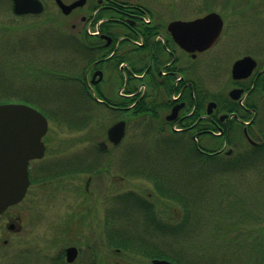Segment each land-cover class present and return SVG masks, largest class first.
<instances>
[{"label": "flooded vegetation", "instance_id": "af4514ba", "mask_svg": "<svg viewBox=\"0 0 264 264\" xmlns=\"http://www.w3.org/2000/svg\"><path fill=\"white\" fill-rule=\"evenodd\" d=\"M3 1H7V7L15 17L35 18L38 26L70 30L76 34L67 37L78 47L81 58L82 54L89 56L84 73L76 76V82L88 98L87 105H91L88 106L91 120L96 119L94 112L98 109H107L115 114L111 124L125 120L126 135L129 119L141 116V120H147L148 130H153L162 140L192 133L197 141L208 135L220 137L225 141L224 145L235 141L255 146L258 145L255 137L264 135L261 128L264 127V60L251 51L241 54L236 59L249 55L256 65L247 76L235 78L231 72L232 62L228 90L208 98L204 96L202 84L189 77V70H192L189 59L210 50L221 36L211 47L195 54L173 39L168 24L176 19L189 20V0L187 17L174 14L166 23L161 21L162 14L177 10L166 0H17L20 8L28 10L20 13L15 11L16 0ZM33 25L37 26V23ZM256 49L263 54L264 44ZM216 57L207 60L206 66L211 69L217 64L219 59ZM213 69L206 73L209 75L216 70ZM201 99L203 106L199 108ZM209 101H214L215 105L208 108ZM131 108L142 112L131 117ZM107 129L105 139L95 144L97 155H75L66 163L54 161L45 168H35L42 184L50 182L46 180L48 178H76L77 173H87L83 187H77L75 183L73 187L76 194L83 190L85 201L80 204V210L69 216L60 213L50 217L29 212L33 210L34 198L26 208L22 205L37 180L31 177V166L45 157V142L44 156L30 162V184L25 196L0 213V264H111L112 255L117 252L146 257L153 264L154 258H166L151 256L167 249L160 236H175L183 227L189 229V214L184 225L177 209L175 213L168 210V203L177 204L173 196L176 191L170 189H175L177 182L168 180L169 166L164 165L162 169L144 167V164L131 161V154H123L122 163L114 168L121 172L119 177L122 180L127 176L141 177L150 182L152 191L144 196L130 190L114 195L109 186L99 187L102 191L98 195L90 190L92 179L111 173L113 148L125 138L124 135L118 144H113L108 141ZM101 141H105L104 147L100 145ZM197 147L201 153H208L207 147ZM223 147L215 149L214 153L231 155L232 152L227 154ZM102 154H105L104 159H101ZM100 159L104 167L100 166ZM100 199L101 209L98 208ZM162 200L166 202L163 208L160 206ZM125 210L129 215L124 214ZM83 235L99 236L101 243H81ZM40 236L45 238L42 241L46 245L35 246L33 242ZM153 236L155 240L150 238ZM70 247L76 249L72 260L67 258Z\"/></svg>", "mask_w": 264, "mask_h": 264}, {"label": "rangeland", "instance_id": "374dc122", "mask_svg": "<svg viewBox=\"0 0 264 264\" xmlns=\"http://www.w3.org/2000/svg\"><path fill=\"white\" fill-rule=\"evenodd\" d=\"M166 1L174 4L177 10L174 12L169 10V12L163 13L161 16L162 23H166L174 14L180 18L187 17V0ZM207 11H216L224 17V29L214 47L199 54L193 60L189 59V69H192L189 70V77L202 84L205 94L210 97L211 94L224 93L228 90L227 81L231 64L241 54L251 51L257 58L264 60V53L260 54L259 49H256L257 46L259 48L264 44V0H189V19L200 16ZM34 23H37V26H34ZM38 23L35 18L15 17L7 7V1L5 3V1L0 0V42H6L4 38H7L6 32H8L11 36L10 40L21 39V41L17 40L20 46L16 48L20 54H26V57L27 54H30L27 64L21 58L18 60L15 52L14 54L9 52L15 46L14 43H0V94L9 95L8 97L14 100L26 99L30 105L44 113L45 110L53 113V109H58L61 111L60 113L72 119L67 121L68 125L72 126L64 124L59 127L53 123V120L49 123L45 139L47 145L45 157L32 163L33 173L31 177L33 180H37L34 182L35 185L29 189L26 200L22 203L26 208L30 200L34 198L33 210H29V212L43 216L49 215L50 217L60 213L69 216L82 207L80 204L85 201L83 190L76 194L73 192V187L74 183L77 187L80 185L83 187L87 173H77L76 178L73 176L48 178L46 180H50V182L42 184L38 172L35 173V168L38 166L45 168L54 161L66 163V161L74 159L75 155H97L95 144L105 139L106 129L115 120V114L101 108L94 112L95 120L86 117L81 121V119L71 115L73 114L72 108L90 111V108L86 106L91 105H87L88 98L83 92H80L81 88L76 80L66 79L63 76H78L80 73H84V67L87 65L86 61L89 56L82 54L81 58L77 51L78 47L67 37L76 36L72 31L38 26ZM2 27L7 30L2 32L1 30L5 29ZM215 56H218L216 59L218 58L219 61H215L217 64H214L212 68L216 70L213 69L214 72L211 71L208 75L206 72L212 68L206 66V61ZM12 62H14V69H11L9 65ZM218 64H220L219 68ZM26 65L29 66L25 67ZM43 67L48 71L52 70L51 73L40 72ZM38 71L39 74H36ZM262 117L264 120V114ZM141 118L140 116L129 119L124 140L113 148L111 158L114 167L111 168V173L92 179L89 187L97 195L102 191L100 188L105 186H109L114 195L130 190L146 196L148 192L152 191L150 182L141 177L127 176L123 180L119 177V175L122 176L121 172L119 169H115H117V165L122 163L121 155L123 154H131V161L139 163V165L144 164V167L162 169L166 165L172 172L178 171L187 173L188 177H195L193 171L189 172V153L185 149L162 153L160 150H165L162 147L164 146L162 137L156 135L153 130H148L147 120H141ZM64 119L66 120V118ZM261 128L264 130V127ZM185 137L189 138V135H185ZM255 138L257 144L264 141L263 134L257 135ZM199 141L208 149L215 150L224 146L223 149H233L237 153L240 151L244 153V150H249V146H252L248 142L243 145V143H235V141L224 145L225 141H222L220 137L212 138L208 135H203L197 142ZM107 144L108 147H111L108 141ZM101 157L104 159L105 154H102ZM101 159L99 161L100 166L104 167L105 164ZM204 165V167L191 168L199 172V178L202 179L200 183L205 186V189L214 185H220L224 189L231 184L238 186L240 195L244 196L251 193L249 191L254 187L256 190L254 191L256 193L254 199L236 200L243 220L238 221L239 223L235 227L228 224L234 221V218L224 217L221 222L212 220L209 223V218L200 215L199 218L189 221V229L183 227L182 231L177 232L175 236H160L163 244H167V249L163 252L177 258L182 264H192L194 259L200 257L204 260L208 259L213 250H216V254L219 256H223L224 251L225 253L234 251L235 254H238L237 258L245 259L250 252L253 253L251 247L256 241L259 245L264 244V151L255 156L254 160L249 161L239 170L237 169L227 176L210 170L208 167L211 166L207 162ZM167 174L169 177L175 176L171 172ZM184 188L189 191V183ZM98 202L100 203L98 208L101 209V205H103L101 199ZM226 202L223 204L226 205ZM165 205L166 202L162 200L160 206L163 208ZM179 208L176 203H168V210L171 212L175 213V209L179 212ZM128 210L135 212L132 209ZM128 213L129 211H124V214L129 215ZM150 238L156 239L155 236ZM42 239L45 238L38 237L33 244L35 246L38 244L46 245ZM80 240L81 243L86 241L90 244L95 241L101 243L99 236L95 238L92 235H83ZM217 240L221 242L220 247L216 249L214 246L217 245ZM169 255L165 256L170 258ZM250 258L251 264H255L254 256L251 255ZM225 259L227 258L225 257ZM228 262L222 264L232 263V261ZM111 264H150V261L146 257L117 252L112 255ZM246 264H249V261Z\"/></svg>", "mask_w": 264, "mask_h": 264}, {"label": "water", "instance_id": "95a60500", "mask_svg": "<svg viewBox=\"0 0 264 264\" xmlns=\"http://www.w3.org/2000/svg\"><path fill=\"white\" fill-rule=\"evenodd\" d=\"M15 11L26 9L15 3ZM223 19L215 11L190 20H172L168 29L175 41L184 49L195 54L210 47L221 33ZM256 65L251 56H244L232 64V76H247ZM215 105L210 101L208 108ZM125 120H118L109 126L108 139L117 144L125 133ZM48 128L45 115L26 103H0V213L9 205L20 201L29 185L28 164L31 159L44 155L45 144L42 140ZM102 147L105 142H100ZM231 153V150L228 151ZM76 249H67V258L75 257ZM153 264H174L165 259H153Z\"/></svg>", "mask_w": 264, "mask_h": 264}, {"label": "trees", "instance_id": "16d2710c", "mask_svg": "<svg viewBox=\"0 0 264 264\" xmlns=\"http://www.w3.org/2000/svg\"><path fill=\"white\" fill-rule=\"evenodd\" d=\"M2 28H5V27H2ZM6 30L7 29L5 28V29H2L1 31L5 32ZM6 34H8V36H7L8 39L4 38V41H6V42H0V43L1 44L14 43L15 46L12 47L10 51L8 49V51L11 52L12 54H14V52H15L18 60L21 58V60H24V62H26L28 64L27 60L30 59L28 57L30 54H27V57H26V54H20V52L16 49L20 46V43L18 41H21V39L20 38H14V39L10 40L9 38L11 36L9 35L8 32H6ZM15 41H17V42H15ZM13 64H14V62L9 63V65L11 66L10 67L11 69H14ZM27 66H29V65H26L25 67H27ZM41 70L42 71H40V72H42V73H43V71L48 72V73H51L50 71H52V70H50V71L46 70L45 67H43ZM37 73L39 74V71L36 72V74ZM55 76H56V74H55ZM63 77L66 79H68V78L75 79L74 76H65L64 75ZM8 96L9 95L4 96V95L0 94V103L14 101V99L9 98ZM204 96L207 97V94H205ZM209 96H213V95H209ZM19 100L29 102L26 99H18V101ZM203 101L204 100L201 99L198 102L199 108H202V106H203L202 102ZM32 102L36 103L35 101H32ZM86 107H88V106H86ZM72 111H73L72 112L73 114H71V115L73 117L81 119V121H82V119H85L86 117L87 118L90 117L89 111H87V110L82 111V108H80V109L79 108H72ZM60 112L61 111L58 109H53V113H54L53 114V113H50V112L45 110V114L48 117H50L51 120L54 121L53 123H55L59 127L63 126L64 124L67 126L68 125L67 121L68 120L71 121L72 119L68 118V116L63 115ZM141 112H142V110H140L138 108H131L130 116L131 117L132 116H134V117L139 116L141 114ZM58 114L60 116L62 115L63 117L62 116L60 117ZM64 118H66V120ZM72 124H73V122H72ZM68 126H72V125H68ZM163 143H164V146H162V147L165 150H174V151L175 150H177V151L181 150L182 151V149L183 150L185 149L186 152L189 153V172L193 171V173L195 174V177H191V176L188 177L187 173L174 171L173 174H175V176L168 177V180H170V181L175 180L177 182L176 188L174 189L173 187H171L170 189L173 191L174 190L176 191V193L173 196L176 197L177 205H179V207H180L179 212L182 214V218H181L182 224L185 225L188 214H189V221L192 219L199 218L200 215H204V217L209 218L208 219L209 223H211L212 220H216L217 222H221L222 218L224 219V217L229 218V219L234 218L233 219L234 221H231V223L230 222L228 223L234 227L241 220H243L242 214L240 213V210H239V205H237L236 200L241 201V199H254L253 198L255 196L254 194H256V193H254V191H256L254 189V187L251 188V190L249 191L251 193L245 194L246 196L245 195L241 196L242 194L240 195L238 186H234L231 184L227 185V187H224V189L221 188L220 185L219 186L214 185L212 187H209L208 189H205V186L201 185V183H200V181L202 179L199 178L200 177L199 172L195 171L192 168H197V167H201V166L204 167L205 166L204 164L207 162L211 166V167H208L210 170H212L214 172L216 171L217 173L219 172V174L220 173L225 174L224 176H227L229 173H233L237 169L239 170V168H241L244 164L248 163L249 161L254 160L255 156H258L261 153H263L264 141L258 145L249 146L250 149L244 150L243 151L244 153H242V151H240V153H237L234 150L231 155L214 153L215 151L213 149H208V148H205L208 153H201L197 147V146L201 147V144L195 143L192 133H189V138H186L184 134L176 135L175 137L165 138V139H163ZM210 182H212V181H210ZM188 183H189V191H188V189L184 188V187H186V184H188ZM232 200H233V203H232ZM223 202L224 203L226 202V205H224ZM232 204H235V205H232ZM138 206L139 205H137V207ZM139 210H141V209H139ZM214 241H215V239H214ZM220 242L217 240V245H215L214 248L217 249V247H220ZM251 248L253 249V253L251 254V252H250L249 256L245 259L244 258H242V259L237 258L236 256H238V254H235L234 251H227L226 253L224 251L223 252L224 255L219 256L216 254L217 253L216 250L215 251L213 250V251H211V253H210L211 255L209 256V258L205 259L207 261H205L202 257H200L198 259H194V261L192 260L193 261L192 264H222L223 262H228V261H229L228 263H230V261H232V263H230V264H236V263L237 264H246V263H248V261H249V264H251V258H250L251 255L254 256L255 264H264V244L259 245V243L256 241L255 244L252 245ZM187 250H188V248H187ZM181 252H184V251H181ZM188 253H189V250H188ZM165 255H169V254L164 253V252L151 254V256H155V257L169 258L168 256H165ZM169 256H170L169 259L175 261L177 264H182L181 262L178 261L177 258L172 257L171 255H169ZM225 257L227 259H225Z\"/></svg>", "mask_w": 264, "mask_h": 264}]
</instances>
